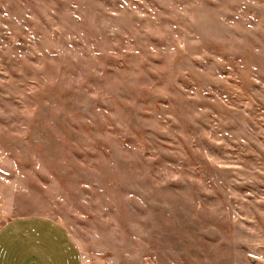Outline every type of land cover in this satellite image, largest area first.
Here are the masks:
<instances>
[{
  "label": "rangeland",
  "instance_id": "obj_1",
  "mask_svg": "<svg viewBox=\"0 0 264 264\" xmlns=\"http://www.w3.org/2000/svg\"><path fill=\"white\" fill-rule=\"evenodd\" d=\"M28 215L82 264H264V0H0V226Z\"/></svg>",
  "mask_w": 264,
  "mask_h": 264
},
{
  "label": "crops",
  "instance_id": "obj_2",
  "mask_svg": "<svg viewBox=\"0 0 264 264\" xmlns=\"http://www.w3.org/2000/svg\"><path fill=\"white\" fill-rule=\"evenodd\" d=\"M74 238L48 216L15 217L0 226V264H82Z\"/></svg>",
  "mask_w": 264,
  "mask_h": 264
}]
</instances>
